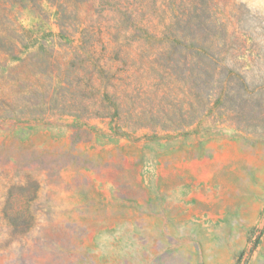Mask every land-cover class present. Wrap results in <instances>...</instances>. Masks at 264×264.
Listing matches in <instances>:
<instances>
[{"label":"rangeland","instance_id":"1","mask_svg":"<svg viewBox=\"0 0 264 264\" xmlns=\"http://www.w3.org/2000/svg\"><path fill=\"white\" fill-rule=\"evenodd\" d=\"M0 264H264V0H0Z\"/></svg>","mask_w":264,"mask_h":264},{"label":"trees","instance_id":"2","mask_svg":"<svg viewBox=\"0 0 264 264\" xmlns=\"http://www.w3.org/2000/svg\"><path fill=\"white\" fill-rule=\"evenodd\" d=\"M182 111H183V110H182ZM168 122H170V123H168V124H174L173 121H171V120H169ZM180 122H183V124H186L187 121H180Z\"/></svg>","mask_w":264,"mask_h":264}]
</instances>
